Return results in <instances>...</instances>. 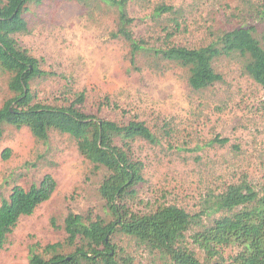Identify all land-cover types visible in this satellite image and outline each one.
I'll use <instances>...</instances> for the list:
<instances>
[{"label": "rangeland", "instance_id": "374dc122", "mask_svg": "<svg viewBox=\"0 0 264 264\" xmlns=\"http://www.w3.org/2000/svg\"><path fill=\"white\" fill-rule=\"evenodd\" d=\"M160 6L174 11L158 17ZM263 6L264 0H128L135 36L155 49H199L240 27L255 28L264 48ZM25 17L29 32L16 39L43 61L47 73L32 83L36 102L68 106L84 94L88 114L118 124L146 123L159 143H131L133 156L144 165L145 182L129 207L139 215L172 205L186 210L195 217L186 244L204 261L192 237L228 214L214 211L215 197L243 181L264 197V87L245 73L246 60L240 55L217 59L214 68L222 81L195 91L188 70L176 64L142 54L139 71L134 69L129 45L111 38L118 12L103 0H42L30 5ZM10 79L0 69V108L14 97ZM47 175L56 180L55 192L32 216L20 219L0 252V264H30L33 245L40 244L37 253L43 254L47 245L64 243V221L71 212L87 221L113 220L99 192L108 172L85 159L74 138L51 131L41 142L27 127L6 126L0 140V205L15 186L29 190ZM113 243L120 264L171 263L132 237L117 234ZM240 250L230 245L219 253L230 263Z\"/></svg>", "mask_w": 264, "mask_h": 264}, {"label": "trees", "instance_id": "16d2710c", "mask_svg": "<svg viewBox=\"0 0 264 264\" xmlns=\"http://www.w3.org/2000/svg\"><path fill=\"white\" fill-rule=\"evenodd\" d=\"M103 1L118 12L117 27L111 38L129 45V60L134 69L139 71L138 58L142 54L158 63L176 64L188 70L190 88L201 91L222 81L214 68L217 59L240 55L246 60L245 73L264 87V48L255 37V28H237L224 33L217 43L199 49L175 45L155 49L135 36L128 0ZM41 2L0 0V69L11 75L9 89L14 94L0 108V140L8 125L29 128L41 142L49 140L51 131L70 135L77 141L78 150L85 159L108 172L99 192L113 220L87 221L71 212L64 221V243L47 245L43 254L37 253L40 244L33 245L30 264H120L113 243L117 234L132 237L151 250L165 254L170 264H264V197L261 198L247 181L231 185L215 197L214 211L228 214L192 237L193 244L205 254L202 261L186 244V233L195 223V217L186 210L172 205L139 215L129 207V202L138 196V187L145 182L144 165L133 156L131 143L138 139L159 143L146 123L132 120L118 124L88 114L84 110V94L68 106L36 102L32 83L46 77L47 73L42 69L43 61L22 48L16 36L29 32L26 12L30 5ZM173 11L172 7L160 6L155 14L160 17L163 12ZM261 16L264 20V6ZM10 155L11 150L6 149L3 158L8 160ZM56 188V180L47 175L29 190L21 186L12 189L0 205V252L5 249L20 219L32 216L39 206L50 200ZM52 224L59 229L55 220ZM230 245L241 250L228 263L221 258L219 249ZM66 249L70 254H64Z\"/></svg>", "mask_w": 264, "mask_h": 264}]
</instances>
